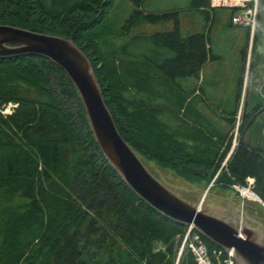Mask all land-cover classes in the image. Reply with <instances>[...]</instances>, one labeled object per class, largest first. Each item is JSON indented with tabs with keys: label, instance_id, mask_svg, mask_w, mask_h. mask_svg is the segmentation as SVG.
<instances>
[{
	"label": "trees",
	"instance_id": "16d2710c",
	"mask_svg": "<svg viewBox=\"0 0 264 264\" xmlns=\"http://www.w3.org/2000/svg\"><path fill=\"white\" fill-rule=\"evenodd\" d=\"M113 1L0 0V23L71 38L90 60L118 131L138 152L191 182L229 188L253 176L264 201V147L243 137L264 102L242 115L233 142L228 130L197 128L205 124L198 87L182 83L216 57L211 23L182 33L183 7L145 13L144 0H130L133 12L116 29L108 20ZM209 3L190 6L208 15ZM226 8L232 23L238 8ZM170 16L171 29L112 40L142 19ZM9 101L12 112L0 110V264H196L189 248L179 251L186 225L142 199L105 157L58 64L34 53L0 56V108ZM226 119L230 126L233 117ZM200 234L209 248L218 246Z\"/></svg>",
	"mask_w": 264,
	"mask_h": 264
},
{
	"label": "water",
	"instance_id": "95a60500",
	"mask_svg": "<svg viewBox=\"0 0 264 264\" xmlns=\"http://www.w3.org/2000/svg\"><path fill=\"white\" fill-rule=\"evenodd\" d=\"M22 53L43 55L65 71L77 88L99 148L142 199L162 214L192 224L217 245L232 248L237 264H264L263 206L244 198L241 218L240 195L217 185L199 200L207 180L188 181L134 149L116 127L90 60L71 38L0 23V56Z\"/></svg>",
	"mask_w": 264,
	"mask_h": 264
},
{
	"label": "rangeland",
	"instance_id": "374dc122",
	"mask_svg": "<svg viewBox=\"0 0 264 264\" xmlns=\"http://www.w3.org/2000/svg\"><path fill=\"white\" fill-rule=\"evenodd\" d=\"M190 1L144 0L141 8L145 13H161L183 7L184 10L178 14L182 33L200 30L205 23H211L210 45L216 57L204 67L203 80L197 77H188L184 80L187 84L196 82L198 94L195 98L202 102L200 106L205 112H211L212 108H215L213 112H222L233 117V122L227 130L232 136V141L235 142L236 134L239 135L236 124L241 122L242 115L248 112L252 104L264 102V7L259 10L260 0H257L254 25L248 27L239 22L230 23V10L226 8L227 6L213 7L206 15L190 6ZM133 8L134 5L130 0H114L108 16L111 25L121 29L133 12ZM173 26L174 19L171 16L158 19L146 18L130 27L126 35L121 38L113 37L112 40L115 44H122L131 35L171 29ZM206 90L207 97L203 93ZM243 137L252 145L264 147V108L257 114L253 125L245 128ZM232 183L229 188L241 197L240 217L242 218V196L233 188ZM212 185H214L213 179L206 182L199 200L202 196L204 200Z\"/></svg>",
	"mask_w": 264,
	"mask_h": 264
},
{
	"label": "built area",
	"instance_id": "2783aa9c",
	"mask_svg": "<svg viewBox=\"0 0 264 264\" xmlns=\"http://www.w3.org/2000/svg\"><path fill=\"white\" fill-rule=\"evenodd\" d=\"M250 1L252 2L251 4L248 3ZM210 4L212 6L225 5L228 7H236L238 9L232 15V21L247 26L254 25L257 0H210ZM15 105V102L9 101L6 104H3L0 110L4 114L11 113ZM232 185L233 188L241 194L242 201L244 198H249L262 203V206L264 207V201L253 188V176H246L245 183H232ZM185 246L192 252L196 264H237L234 259L232 248L226 249L219 245L209 248L203 240L200 232L196 230L192 224L186 225L179 246V251Z\"/></svg>",
	"mask_w": 264,
	"mask_h": 264
},
{
	"label": "crops",
	"instance_id": "0c3cea01",
	"mask_svg": "<svg viewBox=\"0 0 264 264\" xmlns=\"http://www.w3.org/2000/svg\"><path fill=\"white\" fill-rule=\"evenodd\" d=\"M211 9L212 8H208V13L207 14L210 13L209 10H211ZM204 25H203L202 29L204 28ZM207 63L201 68L198 76H196L199 80H203L204 79L203 70H204V67L207 65ZM185 81L186 80H182V83L185 84V85L196 86V82L193 83V84L192 83L187 84V83H185ZM196 92H197V89H196ZM203 93H204V95L206 97L208 96L207 95L208 94V91L207 90L204 91ZM201 103L202 102L199 101L198 104H197V106H198V108L200 110L204 111V112H202V111L200 112V119L205 124L204 125L198 124L197 125V128L202 129L203 131H205L206 134H208V133H213L214 134L213 130H216L218 132H225L228 129V127H229V122L226 119L227 114L226 113H222V112H213V111H215V108H212L213 111H211V112H205V110L202 109V106H200ZM181 117L183 118L184 116L181 115ZM174 121L176 122V120H174ZM177 128H179V123H176L175 126H174V129L177 130ZM183 128H188V126H186V124H183ZM192 129H194V128H192ZM196 131L199 132V130H196ZM211 137L214 138L215 135H211ZM196 182H199V181H196Z\"/></svg>",
	"mask_w": 264,
	"mask_h": 264
}]
</instances>
